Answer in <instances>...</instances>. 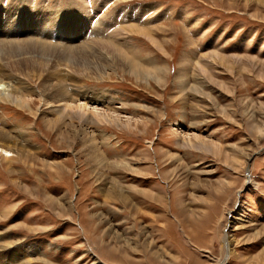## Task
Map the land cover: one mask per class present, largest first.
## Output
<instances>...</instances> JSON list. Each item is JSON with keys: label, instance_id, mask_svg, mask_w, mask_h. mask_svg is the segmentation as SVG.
I'll use <instances>...</instances> for the list:
<instances>
[{"label": "rangeland", "instance_id": "obj_1", "mask_svg": "<svg viewBox=\"0 0 264 264\" xmlns=\"http://www.w3.org/2000/svg\"><path fill=\"white\" fill-rule=\"evenodd\" d=\"M0 80V264H264V0H0Z\"/></svg>", "mask_w": 264, "mask_h": 264}, {"label": "bare ground", "instance_id": "obj_2", "mask_svg": "<svg viewBox=\"0 0 264 264\" xmlns=\"http://www.w3.org/2000/svg\"><path fill=\"white\" fill-rule=\"evenodd\" d=\"M107 1V0H106ZM123 1V0H122ZM125 1V0H124ZM107 3V2H106ZM124 17V16H123ZM99 23H100V20H99V22H98V24L96 25V26H93L92 28V30L95 32H97L98 30L100 31V30H102V29H108V24H106V26H104V27H102V28H100V26H99ZM137 24V23H136ZM104 25V24H103ZM117 25V24H116ZM120 25V24H119ZM122 25V24H121ZM108 26V27H107ZM127 28H130V32H132V33H136L137 35H141V36H144V37H147V39L149 38V41H151V39H150V37H149V35L145 32V31H143V30H141L140 29V27H138V26H133V25H131V26H129L128 25V27ZM147 30V29H146ZM98 31V32H99ZM151 31V30H150ZM152 33V32H151ZM146 39V38H145ZM146 39V40H147ZM14 43V42H13ZM16 43V42H15ZM11 44H12V42H11ZM29 44V43H28ZM42 44V43H41ZM107 44V43H106ZM17 45V44H16ZM18 46V45H17ZM37 47V46H36ZM46 47V46H45ZM53 47V46H52ZM35 48V47H34ZM42 48V47H41ZM78 48V47H77ZM50 50H51V48H50ZM57 50V49H56ZM65 50V49H64ZM92 50V49H91ZM119 50V49H118ZM33 51V50H32ZM23 52V51H22ZM69 53V52H68ZM36 54V53H35ZM37 55V54H36ZM35 56V55H34ZM39 56V55H38ZM33 58V57H32ZM214 58V57H213ZM14 63V62H13ZM135 66L136 68H138V65L135 63V62H133V60H132V66ZM103 71V70H102ZM185 73V72H184ZM4 82L2 81V80H0V102H3V103H7V104H15L16 106H18V107H20V108H22V109H24V108H30V106H29V102L28 101H26V100H23V99H21V98H17V95H16V97H13L12 95H11V91H9L8 89H5V87L2 85ZM50 87V86H49ZM52 88V87H51ZM78 93V92H77ZM20 97V96H19ZM52 98H56V99H53L54 100V102H61V101H63V102H65V104H66V102L69 104V103H71V102H74V104H75V108L77 109V110H79V111H82V113H85V111L87 110L86 108H87V105H86V103L84 102L85 101V99L87 98V95L86 94H76V98H75V100H73V101H71L72 99H71V97L69 96V95H61L59 92L58 93H55L54 95L52 94V96H51ZM24 98V97H23ZM50 98V97H49ZM48 98V99H49ZM25 99V98H24ZM46 101H47V99L44 97V99H43V103H45L46 104ZM84 102V103H83ZM68 104H66V106L68 105ZM65 106V107H66ZM71 110H72V108H71ZM113 112V111H112ZM76 117H78V118H76V119H80V117L81 116H76ZM8 139H10V136L6 133V132H4L3 130H0V157L2 158V159H4V160H9L8 158H9V154H12L13 152H12V150H11V147H10V145H8L7 143H5V142H7L8 141ZM18 140V139H17ZM9 141H11V139L9 140ZM8 141V142H9ZM14 143V147L16 146V142H13ZM11 146H12V144H11ZM15 149V148H14ZM12 152V153H11ZM155 155V159H156V161H157V157H156V154H154ZM13 156V155H12ZM12 156H10V158L12 157ZM1 160V159H0ZM158 170H159V175H160V178L162 179V180H164L163 178H162V175H161V172H160V167L158 166ZM163 174V173H162ZM164 175V174H163ZM165 181V180H164ZM168 189H170V186L168 185ZM170 192V191H169ZM154 197V196H153ZM153 199H156V197H154ZM174 199H173V195L170 193V197H169V201H170V203H169V208H170V212L172 211L171 210V208H172V202H174L173 201ZM164 203H165V205H166V207H167V198H166V196H164ZM175 206H176V204H175ZM228 238V237H227ZM1 239V238H0ZM226 241H224V246H225V248H226V250L228 251V254L230 253V255L232 256V251L230 250L231 248H230V242L228 241V242H226ZM223 248V247H222Z\"/></svg>", "mask_w": 264, "mask_h": 264}]
</instances>
